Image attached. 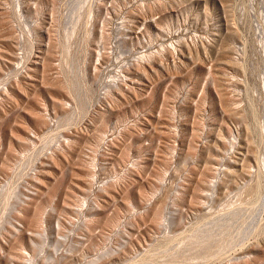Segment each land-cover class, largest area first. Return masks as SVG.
<instances>
[{
	"label": "rangeland",
	"instance_id": "rangeland-1",
	"mask_svg": "<svg viewBox=\"0 0 264 264\" xmlns=\"http://www.w3.org/2000/svg\"><path fill=\"white\" fill-rule=\"evenodd\" d=\"M0 264H264V0H0Z\"/></svg>",
	"mask_w": 264,
	"mask_h": 264
}]
</instances>
